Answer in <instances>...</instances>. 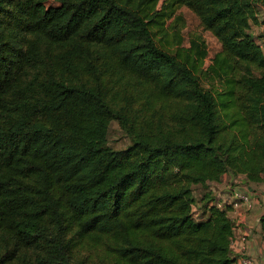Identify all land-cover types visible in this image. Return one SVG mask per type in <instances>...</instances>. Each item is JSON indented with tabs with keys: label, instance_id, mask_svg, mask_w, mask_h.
I'll return each instance as SVG.
<instances>
[{
	"label": "trees",
	"instance_id": "16d2710c",
	"mask_svg": "<svg viewBox=\"0 0 264 264\" xmlns=\"http://www.w3.org/2000/svg\"><path fill=\"white\" fill-rule=\"evenodd\" d=\"M181 7L221 46L205 69ZM261 9L0 0V264H233L231 205L209 185L264 176ZM115 121L125 149L107 145Z\"/></svg>",
	"mask_w": 264,
	"mask_h": 264
},
{
	"label": "crops",
	"instance_id": "0c3cea01",
	"mask_svg": "<svg viewBox=\"0 0 264 264\" xmlns=\"http://www.w3.org/2000/svg\"><path fill=\"white\" fill-rule=\"evenodd\" d=\"M261 10L264 11L263 9ZM253 27L262 32L264 23H259L256 26L251 24V28ZM227 175L231 181L229 186L223 185L217 191L209 186L213 195L218 198L225 197V201L229 203L235 193H242L248 195L251 201V208L248 209L247 206L241 205L235 210L231 209L229 213L234 225L233 252L238 255L245 254L251 257L254 264H264V231L262 229L264 222V176L259 182H251L245 175L233 176L226 174L224 176ZM240 236H245V242H241L238 239Z\"/></svg>",
	"mask_w": 264,
	"mask_h": 264
},
{
	"label": "rangeland",
	"instance_id": "374dc122",
	"mask_svg": "<svg viewBox=\"0 0 264 264\" xmlns=\"http://www.w3.org/2000/svg\"><path fill=\"white\" fill-rule=\"evenodd\" d=\"M258 17L256 23H252L253 25H258L259 23L263 24L264 23V11L258 10ZM177 15L181 17L180 20L176 22V28L179 26H182V28L179 30L180 33V43H181V48H188L190 40L194 36L200 35L201 38L204 40V46L206 49V58L204 60L203 68L205 69L211 62L212 58L214 57L215 54L220 52L221 46L217 39L208 31L203 30L200 25H199V20L196 17L195 14H193L191 11H189L185 7H181L177 11ZM259 20V23H258ZM171 21H168L166 23V27L168 29V32L172 33L173 28L169 27ZM253 32V37L255 38V41L258 42V44H261L260 38L264 35V30L261 32L257 28H251V33ZM173 42H176V40L172 39ZM204 87L208 88L207 85L204 83ZM211 88V87H210ZM213 89H219L220 86L216 83L212 85ZM130 144L129 138L126 136V134L122 131L120 128L119 124L115 122H111L109 131H108V136H107V145L113 149V150H121L125 149L128 145ZM229 183L231 181L229 180V176H224L222 180L219 183H211L209 186L210 188L212 187L215 189V191L220 190L219 188H222V186L227 185L229 186ZM199 188H195L194 190V196L198 197L199 196ZM223 194V193H220ZM222 199L225 201V197H222ZM221 199V200H222Z\"/></svg>",
	"mask_w": 264,
	"mask_h": 264
},
{
	"label": "built area",
	"instance_id": "2783aa9c",
	"mask_svg": "<svg viewBox=\"0 0 264 264\" xmlns=\"http://www.w3.org/2000/svg\"><path fill=\"white\" fill-rule=\"evenodd\" d=\"M260 41H261V44L259 43L260 50L264 55V35L262 36V38H260ZM229 204L231 205L232 210L237 209L241 205L247 206L248 209L251 208L250 198L248 197V195L242 193H235L233 199L231 200V202H229ZM262 229L264 231V222L262 224ZM238 239L241 242H245L246 240L245 236H240ZM233 264H254V261L251 257L245 254H241L238 258H236Z\"/></svg>",
	"mask_w": 264,
	"mask_h": 264
}]
</instances>
